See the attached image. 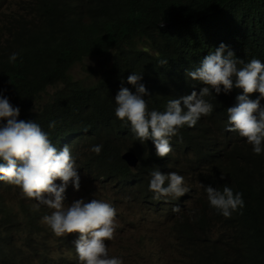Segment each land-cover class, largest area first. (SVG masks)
<instances>
[{
  "label": "clouds",
  "instance_id": "obj_1",
  "mask_svg": "<svg viewBox=\"0 0 264 264\" xmlns=\"http://www.w3.org/2000/svg\"><path fill=\"white\" fill-rule=\"evenodd\" d=\"M162 17L135 41L163 60L164 77L147 82L130 73L127 83L135 89L120 87L105 127L85 82L83 98L75 92L64 98L63 85L56 83L39 99L40 106L66 101L79 113L80 126L57 147L38 123L18 120L25 109L0 91V226L15 244L2 264H145L146 250L163 264H194L192 252L202 247L207 255L214 249V237L202 235L198 226L206 197L225 218L244 207L242 193L229 186L217 190L210 172L190 165L172 145L219 110L223 139L256 155L264 152V59L240 56L228 39L189 19H175L168 38ZM16 59L15 53L9 57ZM115 127L122 132L113 148L125 172L99 156L104 141L92 131ZM82 147L79 158L76 150ZM172 152L173 159L166 160ZM125 154L134 157V165ZM95 186L112 194L119 189L135 216L125 223L143 237L136 242L127 237L122 200ZM3 195H11L14 205Z\"/></svg>",
  "mask_w": 264,
  "mask_h": 264
},
{
  "label": "trees",
  "instance_id": "obj_2",
  "mask_svg": "<svg viewBox=\"0 0 264 264\" xmlns=\"http://www.w3.org/2000/svg\"><path fill=\"white\" fill-rule=\"evenodd\" d=\"M11 1L0 0V91L11 104L18 101L25 109L18 120L38 123L56 147L77 130L81 119L66 101L40 106L45 88L60 83L64 98L74 92L83 98L87 89L80 83L85 82L103 115L100 126L105 127L120 87L135 89L127 83L130 73L141 74L147 82L164 77L163 60L135 41L162 16L168 24L162 34L168 38L175 19H189L228 39L240 56L264 59V0H23L17 12L5 11ZM15 13L19 16L13 17ZM13 53L17 59L10 61ZM95 56L108 57L109 66L100 78L74 80L72 67ZM219 113L185 130L184 142L173 144L180 148L172 151L193 167H205L217 190L229 186L242 193L244 207L225 218L206 197L198 226L202 235L214 237V249L206 255L199 247L190 256L194 264H264V152L256 155L231 145L228 136L223 139ZM53 122L54 127H49ZM114 129L92 131L104 141L99 156L125 172L128 169L113 148L122 131ZM173 152L166 160L173 159ZM0 234L2 264L14 253L15 244L5 227L0 226Z\"/></svg>",
  "mask_w": 264,
  "mask_h": 264
},
{
  "label": "rangeland",
  "instance_id": "obj_3",
  "mask_svg": "<svg viewBox=\"0 0 264 264\" xmlns=\"http://www.w3.org/2000/svg\"><path fill=\"white\" fill-rule=\"evenodd\" d=\"M23 5H24L23 0H12L10 5L5 9V11L7 10L8 12H17L19 7ZM106 58L108 57L95 56V57L87 58L83 60L81 63L76 64L70 70V74L72 75V78L78 81H84V80L91 81L93 79L95 80L99 79L100 75L104 72L105 65L109 66V64L106 62ZM54 90L55 88H48L46 90L47 95H50ZM84 153L85 151L83 147L76 150V155L79 158H82L84 156ZM94 189L97 191H101L102 194L105 196L112 197L113 199H117V200H122V204H124L121 212L123 231L126 233L127 237L130 240H133L134 242L138 241L140 237H143L142 234H139L138 228H132L126 225L125 222L134 219L135 216L132 212H130L125 208L126 201L123 200L124 196L120 194L119 189L113 188L112 191L114 194H112L110 190L104 189L100 186H95ZM80 192L83 194V190L81 187H80ZM2 198L4 199L5 203L14 205V202L11 201L12 199L11 195H3ZM143 242L146 243L145 241ZM145 258H146L145 264H163L162 260L157 255L147 250L145 251Z\"/></svg>",
  "mask_w": 264,
  "mask_h": 264
},
{
  "label": "water",
  "instance_id": "obj_4",
  "mask_svg": "<svg viewBox=\"0 0 264 264\" xmlns=\"http://www.w3.org/2000/svg\"><path fill=\"white\" fill-rule=\"evenodd\" d=\"M123 159H125L130 165H134L135 159L132 155L125 154L123 155Z\"/></svg>",
  "mask_w": 264,
  "mask_h": 264
},
{
  "label": "bare ground",
  "instance_id": "obj_5",
  "mask_svg": "<svg viewBox=\"0 0 264 264\" xmlns=\"http://www.w3.org/2000/svg\"><path fill=\"white\" fill-rule=\"evenodd\" d=\"M107 99V98H106Z\"/></svg>",
  "mask_w": 264,
  "mask_h": 264
}]
</instances>
